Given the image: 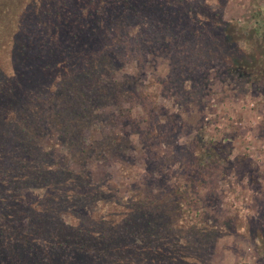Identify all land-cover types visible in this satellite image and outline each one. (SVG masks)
<instances>
[{
	"label": "trees",
	"instance_id": "16d2710c",
	"mask_svg": "<svg viewBox=\"0 0 264 264\" xmlns=\"http://www.w3.org/2000/svg\"><path fill=\"white\" fill-rule=\"evenodd\" d=\"M2 1L15 6L20 19L16 22L9 19L6 24H0V71L7 66L13 68V64L19 65L21 70L13 72L15 75L0 72L4 76L0 79V104L12 98L16 103L25 101L28 94L22 90V83L27 80L25 75L30 78L31 74L38 73V78L29 83L41 93L40 104L34 103L36 98L25 102L29 109L35 110L38 125L36 130H26V135L30 132L33 136L38 133V127L41 128L43 135L39 136V142L48 135L49 127L62 130L69 134L65 137L74 141V146L79 142L82 144L83 153L96 144V141L93 145L90 141L89 129L104 124L107 119L108 125H117V117L113 119L112 114L115 106L121 110L120 118L127 119L128 122H124L127 126L139 129V121L125 112L123 104L144 101L150 95L134 89L128 91V84L120 87L113 72L107 70L106 77L99 76L94 66L102 55L112 57L116 54L112 45L115 49L131 48L122 25L132 16L139 18L136 15L141 3L75 0V6L71 2L75 12L71 11L68 0L67 3L59 0L57 7L62 8L58 16L62 22L58 29L60 40L56 42L59 52L50 49L51 60L47 61L45 42L43 44L36 30V22L40 11L48 8L50 1L26 0L31 2L30 9L24 6V0ZM149 1L151 9H159L162 19L158 21L155 33L143 38L151 44L157 43L160 50L170 56L163 82L183 110H190L194 100L200 104L201 98H207L206 93H212L215 81L221 78L231 92L238 91L239 96L250 95L252 88L254 94L263 97L260 102L264 108V32L259 33L263 28L261 23L254 24L248 39L239 41L237 24L233 25L234 35L227 33L233 27L230 26L222 37H205L199 29L207 20L196 18L200 25L191 32L193 39L185 32L179 38L185 17L176 5L173 7L174 2L165 1L164 5L160 3L164 0ZM205 4V13L209 14L216 2ZM215 13L216 18L218 13ZM205 18L208 17L205 15ZM113 27L118 28L116 38ZM103 28L109 32L101 35V39L108 35L110 40H115L113 42H119L110 45L105 39L104 46H95L92 39ZM245 28L247 26L243 25L244 31ZM39 46H43L41 57L34 54ZM126 49L125 55L130 52ZM121 51L118 50L117 55ZM60 55L62 60L53 62ZM8 58L9 62L5 63ZM113 63L110 60L111 66ZM211 68H214V74L209 73ZM54 71L58 72L57 77L43 76ZM43 77L48 78L49 88L60 85L57 96L53 93L43 95L46 89ZM133 84L129 83L130 88ZM53 101L57 105L51 109L48 104ZM159 109L157 107L143 117V133L156 143L160 138L176 151L169 156L151 149L149 170L142 185H135L134 195L128 203L120 199L119 204L102 181L94 182L98 177L83 167L84 164L80 165L81 172H77L67 163V157L57 155L55 163L44 158L45 151L49 150L46 142L38 144V149L35 146V153L42 155L34 158V146L29 145L27 151L23 144L33 140L34 136L26 142L18 140L17 135H4L1 129L4 120L0 116V264H211V246L217 239L229 236L248 241L264 264V187L255 183L250 162L243 158L233 159L232 164L242 166L233 168L228 162L227 169L221 166L224 157L221 150L228 145L221 138L206 140L204 135L197 133L180 145L177 136L180 130L186 135L189 121L180 126V114L166 112L165 117ZM198 109L200 111V107ZM78 123L82 128L75 129L73 138L75 132L72 131ZM258 130L264 136V116ZM114 141L115 138L109 148L119 146ZM50 151L57 154L53 148ZM112 152L118 154L117 150L111 149L110 155H114ZM4 154L10 157L3 158L1 155ZM69 158L71 160L72 155ZM76 161L80 162L79 159ZM172 162L181 163L179 170L173 169ZM229 169H234L241 179L246 177L255 183L253 215L231 210L229 202L224 204L225 191L218 182L226 177ZM173 177H181V185L172 181Z\"/></svg>",
	"mask_w": 264,
	"mask_h": 264
},
{
	"label": "rangeland",
	"instance_id": "374dc122",
	"mask_svg": "<svg viewBox=\"0 0 264 264\" xmlns=\"http://www.w3.org/2000/svg\"><path fill=\"white\" fill-rule=\"evenodd\" d=\"M24 1V6L30 9L31 2ZM49 1L50 2H47L49 5L48 8H44L40 11L36 22V30L39 32L43 44L45 42L44 57L47 61L51 60L50 49L56 53L59 52L57 51L56 42L60 40L58 37V29H61L60 25L62 24L58 17L62 12L60 11L62 8L57 7V2H59V0ZM68 1L71 11L74 10L76 12L75 8H72L75 6V0ZM131 1H138V3H141L139 12L136 15L139 18L132 16L128 22L122 25L123 30L127 32L128 42L131 48L116 47L115 49L114 45L111 43L115 40H110L107 35L105 39H107L108 42L106 43L112 45L116 54L112 57L102 55L103 58L99 60V63L95 64L94 68L97 67L96 71L99 76L102 75L103 77H106L107 70L113 72L114 74H112V76L116 77L120 87L121 85L125 87V85L128 84V91L134 89V91H138V93L144 91L150 95V97L144 101H138L137 103L126 101L123 104L125 112L131 114L136 122L139 121L137 122L140 124L139 129L127 126L124 123L128 122L127 119L125 118L124 120L120 118L119 113L121 110L115 106L112 108V114L113 119L117 117L115 121L117 125H108L110 122H108L107 119L104 124L93 127L92 130L89 129L90 135L92 136L90 141L93 142L92 145L95 141L96 144L83 153H81V148H83L82 144H79V142L74 146V141L65 137L69 136V134L66 135L62 130L55 131L54 128L49 127L47 130L44 128L48 132V135L45 137L43 136V141L41 140L38 142L39 136L41 137L43 135L42 129L38 127V135H33L34 138L31 140L33 136L30 132L26 135V130H36L38 122L36 120V113H33L35 110L29 109L27 103L33 98H36L34 103L40 104L39 100L42 99L41 93L37 87L29 83L38 78V73H35V75H30V78L34 79L29 80L30 78H28L26 74L25 78L27 80L23 83L21 82L24 87L22 90L26 91L25 93L28 92L25 101L16 103L15 98H12L0 104L2 106V109H0L1 120L5 121V123L3 121V125L0 126L1 129L4 130V135H17L18 140H26V142L30 139V142L23 143L24 150L27 148L26 150L29 151V145H33L32 155H34V158L42 155L41 152H38V154L35 153L37 152L35 146L38 149V144L46 142L48 146L47 149L49 150L45 151L44 158H47L50 163H55L57 160L56 156L61 155L67 157V163L72 165L74 171L81 172L82 167L80 165L84 164L83 167L98 177L94 182L98 184L102 181L101 183L108 189V193L116 198L114 201L117 200L116 202L118 203L120 199L121 201L125 199L126 201L124 203H128L134 195L133 190L135 189V185H142L143 179L148 174V160L151 161L149 151L153 149L154 153L159 154L163 152V154H169V156L173 155L176 151V148H173L170 144L168 145V143L164 141L161 142L160 138L158 143H156V141L151 140V136H147L143 133L145 130V118L143 117H145L146 114L152 113L153 109L159 107L160 109L158 112L164 114L166 112L180 114L179 118L181 121L178 122L180 126L189 121V127L187 128L189 130L186 131V135H184L183 130H180V134L177 136V141L180 145H183L188 138H192L197 133L204 135L203 137L206 140L212 137L217 140L218 138H221V140L224 139L225 143L228 145L221 150V152L224 153L221 166L227 169L228 162L233 168H238L242 166L240 163L232 164L231 162L233 159L243 158L249 161L254 169L255 183L264 187V136L258 130L260 121L264 116V108L260 102L263 97L259 94H254L252 88H250V95L239 96V92H231L230 88L226 86L227 83L223 82L224 79L221 78L222 81L221 79L215 81V86H213L215 90L211 91L212 93H206L207 98H201L200 104L194 100L190 106V110H183V107L176 103L175 98L169 92L170 90L165 88L163 82V80L166 79L170 56L163 50H160V46L157 43L153 42L154 44H151L149 43L150 41L148 42L147 39L143 38V36L151 37L152 34L155 33L160 23H158V21L162 19L161 12L154 7L151 9V2L149 0ZM165 1H173V7L176 5L177 10L182 12V16L185 17L184 22L181 23V32L177 36L179 38L181 34L185 32L187 36H190V39H193L191 32L196 30L200 25L196 18L205 19L204 21L207 20V22L203 24L202 30L199 29L200 33H204L203 35L205 37H222L223 34L225 35L224 30L235 24L238 25L236 37L239 38V41L250 37V29L255 26L254 24L261 23L263 28H261L262 31L259 33L261 34L264 32V0H188L192 1L190 4L187 3V0H164V2L162 1L160 3L164 4ZM207 1H210V3L213 1L216 2V4L212 5V8L209 9V14L205 13V3H207ZM71 2L74 6H71ZM142 5L146 6L143 7ZM15 9H17L15 6L0 0V24H6L9 19H12V22L19 20L20 15ZM166 9L171 11L168 7ZM216 11L218 15L215 18ZM205 15L208 18H205ZM243 25L247 26L245 31L243 30ZM234 28L235 26L227 33L234 35ZM65 29L67 28L65 27ZM106 32L109 31L103 28L102 32L95 34L94 39H92L94 43L97 44L95 46H99L100 48L104 46L105 39H101V35H104ZM112 33L116 38L119 33L118 28L113 27ZM56 36L57 38H55ZM83 41L86 42L84 39ZM117 42L119 41L113 43ZM42 48L43 46L37 47L34 54L41 57L40 51ZM120 49H122V51L117 55ZM124 49L130 52L125 55L126 52ZM69 55L70 54H68L67 57H69ZM105 59L109 60L107 66V61ZM61 60L62 56L60 55L58 58H55L53 62H59ZM110 60L114 61L113 66L109 64ZM4 62H9V58ZM216 68L217 66H215V69ZM20 70L21 68L19 65L13 64V68H8L7 66L4 68V71L0 72L15 75L13 72ZM213 72H215V70L211 68L209 73L214 74ZM2 73H0V79L2 77L4 78ZM52 73L43 74V76L47 77L48 75L49 77L54 75L57 77V71ZM48 81V78H44L43 80V85L46 83V89H44L45 92H43V95L47 96L53 93V95L57 96L61 91L58 88L60 85H51L49 88L47 86ZM132 82L136 85L135 88L133 86L134 84L130 88L129 83ZM56 105V101H53L49 102L48 107L53 109ZM198 107H200V111ZM196 109L198 110L195 111ZM166 116L167 114H165V117ZM204 118L207 119V121H204ZM161 121H164L163 117H161ZM81 128L82 125L78 123L74 130L71 131L74 133L75 129L78 130ZM75 135L76 132L73 138H75ZM113 138L116 139L114 143L119 145L116 146L118 149L114 146L109 148ZM132 147L134 148L133 150ZM52 148L57 154L50 151ZM111 149L112 151L117 150L118 154L112 152L114 155H110L109 151H111ZM21 153H23V151H21ZM70 155H72L71 160L69 158ZM1 156H3V158L10 157L7 154ZM25 158L27 159L26 155ZM78 159L80 162L76 161ZM6 162L8 163V160H6ZM180 164V162H172L171 165H173V169L179 170ZM257 173L259 177H257ZM171 180L175 181L177 185H181L183 182L181 177H176L175 179L173 177ZM255 183H251L246 177L241 179L240 176L234 172V169H229L226 177L220 178L218 182L220 188L225 191L226 198L223 200L224 204L229 202L232 207L231 210L238 209L242 211L244 215H253L254 201L252 196L255 193L253 190L255 188ZM201 193L203 194V191ZM207 255L208 253L206 256ZM210 255L211 264H263V261L254 253L251 244L246 240H242L239 236L217 239L214 245L211 246Z\"/></svg>",
	"mask_w": 264,
	"mask_h": 264
}]
</instances>
